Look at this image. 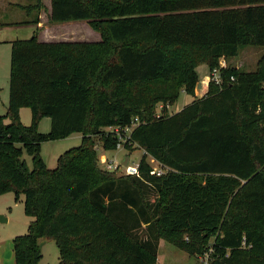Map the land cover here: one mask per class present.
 Listing matches in <instances>:
<instances>
[{
	"label": "trees",
	"instance_id": "16d2710c",
	"mask_svg": "<svg viewBox=\"0 0 264 264\" xmlns=\"http://www.w3.org/2000/svg\"><path fill=\"white\" fill-rule=\"evenodd\" d=\"M14 6L37 16L44 8L42 0ZM50 6L51 24L85 21L100 41L40 42L36 16L25 22L32 37L11 42L0 196L21 195L31 218L12 240L14 264H37L45 239L55 242L58 264H156L160 240L193 258L209 251V264H264V54L250 72L221 65L240 46L264 47V0ZM199 65L218 69L221 83L196 97ZM180 92L193 100L168 114ZM44 116L47 134L38 131ZM134 118L130 141L159 163L160 176L145 158L137 176L99 166L90 135ZM77 133L81 144L48 169L41 144ZM115 141L107 132L102 147L114 150Z\"/></svg>",
	"mask_w": 264,
	"mask_h": 264
},
{
	"label": "rangeland",
	"instance_id": "374dc122",
	"mask_svg": "<svg viewBox=\"0 0 264 264\" xmlns=\"http://www.w3.org/2000/svg\"><path fill=\"white\" fill-rule=\"evenodd\" d=\"M48 3V0H43L42 3ZM10 3L16 4H33V0H0V116L6 114L8 104V79L10 70V50L11 42L14 40H27L32 37L33 27L31 26H10L5 25L10 22H20L24 20V13L19 9L10 6ZM44 3V4H45ZM43 16L47 14V23L49 24V15L45 7L41 10ZM45 14V15H44ZM36 15H31L30 19ZM35 19V18H34ZM45 21V17H43ZM32 22V21H30ZM70 23V22H69ZM3 24V25H2ZM51 24V23H50ZM31 25V24H28ZM53 25V24H52ZM33 26V25H32ZM76 28L78 33L84 36L85 39L93 40V32L99 35L97 31L92 30L87 22L80 21L70 25V28ZM264 54V47H254L249 45L240 46L237 57L230 58L227 62H221V65H231L242 71H253L256 69L259 58ZM198 69V70H197ZM198 71V72H197ZM196 73L199 77V83L204 84L207 76L211 75V71L206 65H199L196 68ZM204 77V78H203ZM201 79V80H200ZM197 84V86H198ZM200 85V84H199ZM197 88V87H196ZM197 91V92H196ZM196 94H201L199 90H195ZM203 95V94H202ZM192 97L185 92H180L178 99L166 106L168 114H175L182 110L192 101ZM163 104L156 106V114H159ZM18 116L24 126L31 123V112L28 107H23L18 110ZM8 122V120H6ZM111 127L99 129L97 132L90 135L94 143V148L98 154V159L105 157L107 160H113L116 164L120 163L117 170L118 175H125L119 170L121 167H126L132 158L140 161L145 158L149 166L154 169H159L158 162H151V156L142 154V149L128 146L124 150L106 151L102 147V139L106 137ZM38 131L41 134L50 132L49 117H41L38 123ZM81 144V135L72 134L67 138L55 141H46L41 144L40 156L48 169H54L57 165L58 157L65 151L78 147ZM103 149V150H102ZM127 158L126 165H123L124 159ZM28 168H31V160L27 154H23ZM100 161V160H99ZM99 166L103 169V165L99 162ZM4 218L5 220L1 219ZM31 218L26 216L23 210L22 196L15 198L13 193H6L0 196V264H14L12 248V240L27 232V227ZM159 257L157 264H208L207 256L209 251L198 258L189 257L186 253L176 249L169 242L160 240ZM42 241L39 242L42 243ZM41 258L37 264H58L59 251L53 240H45L40 248Z\"/></svg>",
	"mask_w": 264,
	"mask_h": 264
},
{
	"label": "crops",
	"instance_id": "0c3cea01",
	"mask_svg": "<svg viewBox=\"0 0 264 264\" xmlns=\"http://www.w3.org/2000/svg\"><path fill=\"white\" fill-rule=\"evenodd\" d=\"M14 5H16V3H13V4L10 3L11 7L19 9L20 11H22L24 13V20L20 21V22H14V23H25V22L28 23L30 21H33L34 18H36V16H37L36 12H26L23 9L15 7ZM18 5H22V4H18ZM27 5H30V4H27ZM44 7L46 9V12L49 15L50 14V9H51L50 0H48V3L44 4ZM31 15H36V16L34 18L30 19ZM43 17H45V21H43ZM37 19H38V23H37V26H36L38 28L37 39L40 42H82V41L83 42H99L100 41V37H99L98 34H96V32L92 33L93 34L92 37L93 38L96 37V39L89 40V39H85L84 36L81 35V33H78L76 28H74V26L72 28H70V25L76 24L78 22L61 23V24H53L52 25L50 23L49 24L47 23V14L45 16H43L42 13L38 14ZM11 23H13V22L6 23V24H11ZM26 23L25 24H21L19 26H31V27H33V30H34L35 26L28 25ZM32 33H33V31H32ZM199 84H200V87H199ZM199 84H198L196 90H199L201 94L200 95L196 94V97H201L202 94L204 95L206 93V91H207V85L205 83L204 84L199 83ZM160 242H162V241H160ZM160 242H159L158 249L160 248ZM11 251H12V248H11ZM158 252H159V250L157 251L156 264H157L158 257H159V253ZM12 253H13V251H12ZM13 259H14V256H13Z\"/></svg>",
	"mask_w": 264,
	"mask_h": 264
},
{
	"label": "built area",
	"instance_id": "2783aa9c",
	"mask_svg": "<svg viewBox=\"0 0 264 264\" xmlns=\"http://www.w3.org/2000/svg\"><path fill=\"white\" fill-rule=\"evenodd\" d=\"M222 67H225V65H222ZM206 78H207V80L205 82L206 85H208V83L210 81H212L213 83H215L217 85L221 83V77H220V73H219L218 69L212 70L211 75L207 76ZM138 124H139V121L137 120V118H134L133 121L125 127H115V128L111 127L110 128L109 132L112 133L116 138L114 150H118V151L124 150L128 146L135 147V145L132 144V142L130 141V133L133 130V128L136 127ZM94 149L98 150V147H96ZM142 154L147 155L144 151L142 152ZM99 160H100L99 162L103 165V169L106 171H109V172L116 171L119 164H120V163L116 164L113 160H107V159H105V157H102L101 159L99 158ZM140 161L139 160L137 161L136 158H132V159H130V161L126 167H121V168H119V170L124 172L125 175L137 176ZM153 161H156V160L151 158V162H153ZM158 165H159V163H158ZM151 173L155 174L157 176H160L163 173V169L159 165V169L153 170L151 168ZM208 259H209V254L207 256V263L209 264Z\"/></svg>",
	"mask_w": 264,
	"mask_h": 264
},
{
	"label": "water",
	"instance_id": "95a60500",
	"mask_svg": "<svg viewBox=\"0 0 264 264\" xmlns=\"http://www.w3.org/2000/svg\"><path fill=\"white\" fill-rule=\"evenodd\" d=\"M199 87H200V85H199ZM126 162H127V158H125L124 159V162H123V165H126ZM1 219H3V218H1ZM3 220H5V219H3ZM46 240V239H45ZM45 240H43V242L42 243H40L38 246H39V248H41L42 247V245H43V243L45 242Z\"/></svg>",
	"mask_w": 264,
	"mask_h": 264
}]
</instances>
